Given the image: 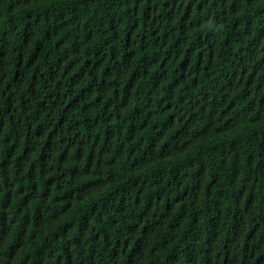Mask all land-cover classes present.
<instances>
[{
  "label": "trees",
  "instance_id": "obj_1",
  "mask_svg": "<svg viewBox=\"0 0 264 264\" xmlns=\"http://www.w3.org/2000/svg\"><path fill=\"white\" fill-rule=\"evenodd\" d=\"M0 264H264V0H0Z\"/></svg>",
  "mask_w": 264,
  "mask_h": 264
}]
</instances>
